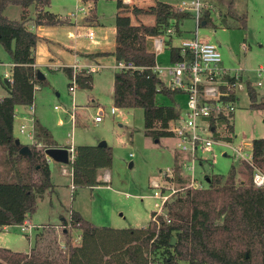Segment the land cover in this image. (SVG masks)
I'll return each mask as SVG.
<instances>
[{"label":"trees","instance_id":"16d2710c","mask_svg":"<svg viewBox=\"0 0 264 264\" xmlns=\"http://www.w3.org/2000/svg\"><path fill=\"white\" fill-rule=\"evenodd\" d=\"M218 3L225 7L224 13H219L225 27H246L247 14L234 11V0ZM9 4L21 7L19 19L4 14ZM49 4L50 0H0V45L12 63L10 79H0L6 91L0 97V227L21 225L54 188L46 150L58 148V144L38 120L33 122L32 142H21L15 136L14 118L15 107L31 105L37 86L46 84L42 73L38 77L39 69L35 66L34 51L39 37L31 25L70 23L69 17L46 9ZM211 10L212 6L202 7L201 23L211 21ZM143 12L154 16L153 23L118 25L114 50L87 56L94 59L112 55L116 62L132 65L113 74V104L117 108H141L144 134L157 141L172 136L171 123L182 111L175 96L184 92L169 88L152 70L156 64L153 38L166 40L171 62L181 59L180 49L171 44V38L166 39V30L171 28L179 36L180 23L189 14L161 1ZM63 70L70 78L71 67ZM76 80L78 87L92 88V73L80 71ZM247 92L249 108L264 109V96L258 99L250 84ZM158 94L167 96L171 103H159ZM218 122L226 124L233 133L232 121L222 118ZM228 138L232 139V135ZM22 147L25 151L20 153ZM179 157L175 152L173 165L176 185L182 187L187 178L180 174ZM251 159L264 172V137L252 140ZM111 163V150L106 144H81L74 147L72 162L61 164L70 167L74 186L92 187L102 184L97 179L98 171ZM252 173L249 163L238 161L226 175H206V187H187L175 192L166 203L170 221L159 218V227L152 220L144 227L96 226L71 211L63 221L67 235L65 249L59 248L55 238L53 245L42 246L41 232L29 252L0 247V264H148L150 260L164 264H264V187L252 183ZM69 227L80 231L76 244L70 241ZM172 237L176 239L174 244Z\"/></svg>","mask_w":264,"mask_h":264},{"label":"rangeland","instance_id":"374dc122","mask_svg":"<svg viewBox=\"0 0 264 264\" xmlns=\"http://www.w3.org/2000/svg\"><path fill=\"white\" fill-rule=\"evenodd\" d=\"M118 1L97 0L96 6L100 17L108 25L107 27L113 24ZM161 1L176 6L182 1L190 2L191 0ZM200 1L204 2V8H211L207 0ZM87 2L86 0H50L47 9L55 14L65 15L73 12L78 16L82 13L77 9L86 8ZM209 2L213 3L210 13L211 21L198 27V36L218 46L223 67L230 70L240 69L244 76L256 83L259 77L255 69L264 66V0H234V11L247 14L245 28L225 27L219 15L220 12L224 13L225 7L216 0ZM187 13L189 16L180 23V30L185 32L186 38L193 36L196 31L194 14L191 11ZM4 14L10 19H19L21 7L9 4ZM65 29L68 31L67 28ZM93 30L97 33L96 28ZM80 32L82 34L77 38L80 48L91 49L93 41L83 36L84 31L80 30ZM63 40L69 44L73 39L68 38L67 33ZM111 41H114L113 33L108 42ZM10 61L9 54L0 45V79L2 80L10 76ZM156 63L159 66L170 64L168 47L165 46L156 51ZM99 64L102 65L101 69L92 74V88L77 87L74 94L69 91V81L62 70L51 71L43 68L46 84L37 86L33 103L36 120L48 129L56 143L66 146L73 139V143L77 146L98 145L103 141L110 147L112 163L108 168L100 169L97 174L98 180H104L107 173L109 180L107 183L92 187L75 185L72 189L71 178L65 176L57 164L50 163L51 182L54 188L52 192L44 195L35 211L27 216L34 225L58 223L61 217L68 219L70 212L76 211L96 226L142 227L149 223L152 212L155 211V200L152 198L153 189L150 183L153 178H160V170L173 165L175 140L162 137L158 141H153L152 138L147 137L144 134L141 108L115 107L112 83L116 62L107 57L100 60ZM39 70L41 71L40 68ZM162 79L166 83V78ZM254 89L258 99L264 96V86H255ZM5 94L0 83V96ZM156 99L161 104L171 103V100L163 94H158ZM185 100L186 97L183 95L175 96V101L179 102L181 109L184 108ZM249 102L247 90L239 91L231 122L232 139L226 140L222 135L224 133L217 135L213 132L210 135L215 141L213 151L203 153L202 156L206 159L195 165V178L201 181L204 187L208 185L206 175H226L231 166L238 162L232 156V153L234 154L232 149L222 143L232 146L242 143L244 151L251 155L252 140L264 137V109H250ZM100 107L104 109V116L101 122L95 123L93 118ZM112 107L115 108L114 114L110 113ZM17 108L25 113L29 111L26 105H19ZM74 108L75 111H73ZM72 111L76 112L75 117ZM21 123L22 120L16 123L15 136L23 143H30L28 137L18 131ZM26 123L28 127L31 126L28 120ZM176 186L179 187V185ZM20 228L21 225L0 228V247H11L16 251L31 248L34 245L36 230L29 228L26 235ZM41 231L45 233L44 241H41L42 246L53 245L52 236L46 234L49 230L41 228ZM79 233L77 228H69L70 241L73 244L78 243L76 236ZM62 240L65 241L64 238Z\"/></svg>","mask_w":264,"mask_h":264},{"label":"built area","instance_id":"2783aa9c","mask_svg":"<svg viewBox=\"0 0 264 264\" xmlns=\"http://www.w3.org/2000/svg\"><path fill=\"white\" fill-rule=\"evenodd\" d=\"M178 11H192L196 23L194 35L191 37H183L179 40L178 47L181 51L182 58L170 62L166 66H159L157 63L152 70L159 76L167 77L166 85L171 89H180L186 96L184 108L180 117L171 123L170 129L172 138L175 140V152L180 154L178 166L180 174L187 178L182 187L176 186V174L174 165L160 170V178L151 180L153 189L152 198L155 200V211L152 212L151 220L159 227V218L167 223L170 221L167 214L166 203L171 196L182 188H203L201 181L195 178V165L206 159L203 153L213 151V143L215 141L210 137L214 134L224 133V138H228L232 132H229L226 124H219V120L232 121L231 117L235 110V103L238 98V92L247 90L248 84L253 88L255 86H264V66L255 69L259 79L256 83L252 82L248 77L244 76L240 69L230 70L221 65V53L217 45L212 42L204 41L198 37L197 27L200 21V11L203 4L200 0H191L190 2L182 1L174 6ZM79 11H82L80 8ZM73 15H75L73 13ZM173 30H166V37H172ZM85 38L92 40L94 32L89 30ZM164 39L162 37L153 38V48L155 51L163 48ZM72 75L68 78L69 91L74 94L78 87L76 75L80 71L86 73H95L101 69V65L96 63L79 64L74 63L71 66ZM132 67L130 63L125 64L118 62L115 68ZM10 79V78H9ZM32 109V104L29 106ZM57 108V106H55ZM110 113H115V108L110 109ZM73 116L74 112H73ZM104 109L98 108L97 114L93 121L98 123L102 121ZM20 134H25L28 139L33 140L34 128L33 124L28 127L27 123H21L18 127ZM225 131V132H224ZM221 144V142H217ZM229 146L234 154L232 156L237 161H245L253 167L252 183L256 187H264V172L253 165L251 155H249L240 144ZM68 161L72 162L74 158V147H67ZM62 173L68 174L72 178V171L64 168ZM72 188L74 185L72 184ZM29 223L24 220L21 224V230L26 231L30 228ZM61 248H65L63 244ZM148 264H164L161 261L150 260Z\"/></svg>","mask_w":264,"mask_h":264},{"label":"crops","instance_id":"0c3cea01","mask_svg":"<svg viewBox=\"0 0 264 264\" xmlns=\"http://www.w3.org/2000/svg\"><path fill=\"white\" fill-rule=\"evenodd\" d=\"M82 1H84V0H82ZM86 1H88L86 8L83 9L82 7H79L77 9L78 11L80 8L82 9V11H79L82 13L81 15H78V16L76 14L73 15V12H69L65 15H61L59 13H56L57 15H59L61 17H69V19H70L69 24H63V25H57V26H37V27H34L33 25H31V28L35 31V33L39 37V39L36 43V46H35V51H34L35 66L38 69L39 68L41 69V71L40 70L39 71L44 75V78H45V74L42 71L43 68L49 69L51 71L62 70L64 72L63 69L65 67H70L74 63L86 64L85 62H89V63L99 64L100 60L107 58V57H110V58H112L113 61H115V59L112 55L98 56V57H95L94 59L89 58L87 55L99 53V52H112L115 48V30H116V26H118V25H124V24L138 25V24H151V23H153L154 16L151 14H146L143 11H147V10L151 9L152 7H154L156 1H161V0H119L117 3V6H116V12L114 13V18L112 21L113 24H109L110 25L109 27H107L108 25H106L100 17L98 8L96 6L97 0H86ZM112 1L116 2V0H112ZM207 1H208V4L210 3L211 6L213 7V3L209 2L210 0H207ZM216 1L218 2V0H216ZM161 2L166 3L164 1H161ZM203 3L204 2H202V4ZM166 4H168V3H166ZM170 5H172V4H170ZM172 6H175V5H172ZM47 7H46V9H47ZM203 7H204V4H203ZM222 7H224V6H222ZM135 12H138V13L135 14ZM72 17H74V18L72 19ZM200 25H205V22L201 23V21H199V26ZM198 27H197V29H198ZM65 28H67L68 31H66ZM93 28L97 29V33L93 30ZM80 30L84 31L83 36L89 30H92L94 32V38L92 40L88 39L89 41H93L92 42L93 47L91 49L82 50V48H80V46L78 44V40H77L79 35L82 34L80 32ZM67 33H68V38L73 39L72 43L68 44V43H65V41L63 40V37H65V35ZM109 33H110V35H111V33L114 34V41L108 42L109 38H110ZM184 33L185 32L181 30L180 35L177 36L173 32L172 37H170L171 38L170 39L171 44L174 46L175 45L177 46L179 43V40L181 38L185 37ZM166 39H167V37H166ZM165 41L163 44V48L165 46L168 47V45L165 43ZM174 41H177V43H174ZM170 62H171V59H170ZM117 63L118 62H116V64ZM11 67H12V63L10 62V72H11ZM116 70H118V69H116ZM10 76H11V73H10ZM10 76H9V78H10ZM160 77L166 78V80H167V77L165 75H161ZM112 92H113V83H112ZM5 93H6V91H5ZM182 95L185 96L184 94H182ZM2 96H4V95H2ZM2 96H0V97H2ZM17 107H19V106L15 107V117H14L15 118V129H16V125L21 120H22V123H26V121L28 120L29 122H31L33 124L34 120H36L35 114H34V103H32V107H33L32 109H30V107L28 106L29 107L28 113H25L23 110H18ZM75 110L76 109L74 108L73 111H75ZM75 114H76V112H74V115ZM61 123H62V121H61ZM73 123H74V120L72 121V124ZM170 138H172V136ZM70 145H72L73 147L76 146L73 143V139L69 143V145H66V147L62 146V144H58V147L67 149V147ZM173 153L175 155V149H174ZM174 155H173V163H174ZM48 161H49V165L52 162L57 164L61 171L64 168H66L67 171L70 170L69 166L65 165L66 166L65 167L60 162H57L54 159H51L50 157H48ZM67 168H69V169H67ZM66 175L71 178L70 175L65 174V176ZM50 177H51V181H52L51 172H50ZM71 180H72V178H71ZM108 180H109V176L107 173H105L104 180H99V181H102V183H105V182L107 183ZM64 219L65 218L61 217V220L58 223L38 224V225L32 224L30 221V218H27L26 221L29 223L28 225L30 226V230L32 228H34L36 230L35 231V238H36V235L38 233L42 232L43 237L41 240L44 241V234L45 233L43 231H41V228H44V229L46 228L49 230L48 233H46V234H48V235L50 234L52 236V239L55 238L57 240V243L59 244V248L63 249V248H61V246L63 244L65 245V241L67 238L66 229L63 227ZM8 227H10V226H3L0 228L6 229ZM142 227H144V226H142ZM27 231L28 230L22 231V232L25 233L26 235H28ZM57 234H59V235L57 236ZM63 238L65 239V241L62 240ZM76 239L79 242L80 233L76 236ZM1 245H3V244H1ZM1 247H3V246H1ZM8 249H10L12 251H16V250H13L14 248H11V247ZM30 249L31 248H29L27 250L17 251V252H25L26 253V252H29Z\"/></svg>","mask_w":264,"mask_h":264},{"label":"water","instance_id":"95a60500","mask_svg":"<svg viewBox=\"0 0 264 264\" xmlns=\"http://www.w3.org/2000/svg\"><path fill=\"white\" fill-rule=\"evenodd\" d=\"M40 74L41 72L38 71V77H40ZM18 141V139H17ZM105 145V143L102 141L100 143H98V146H103ZM25 151V148L22 147L20 149V153L24 152ZM46 154L48 157H50L51 159H54L55 161L57 162H61V163H67L68 162V152H67V149L65 148H49L46 150ZM206 180L208 181V178H206ZM175 238L172 237L171 239V244H174L175 243Z\"/></svg>","mask_w":264,"mask_h":264}]
</instances>
